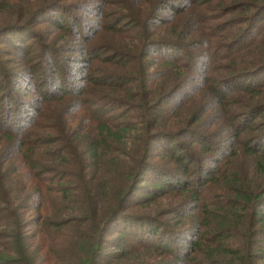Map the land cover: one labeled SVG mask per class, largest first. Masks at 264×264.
<instances>
[{"label":"trees","instance_id":"1","mask_svg":"<svg viewBox=\"0 0 264 264\" xmlns=\"http://www.w3.org/2000/svg\"><path fill=\"white\" fill-rule=\"evenodd\" d=\"M83 1L0 0V264H264V0Z\"/></svg>","mask_w":264,"mask_h":264},{"label":"rangeland","instance_id":"2","mask_svg":"<svg viewBox=\"0 0 264 264\" xmlns=\"http://www.w3.org/2000/svg\"><path fill=\"white\" fill-rule=\"evenodd\" d=\"M76 8H73L72 14L75 15V22L78 26V21H83L86 23H89V21H92L93 18L90 16L93 15L94 10H97V1L96 0H84L83 2H76ZM60 13L59 12H49L46 15H41V17L35 22L34 28L25 29L24 31H32V34H27L25 40H22L20 44L21 50L14 51L12 50L8 45V41H16L15 39H10L9 36L4 35L0 37V43H6L3 44L5 49H7L9 54L6 55H12L14 60H11L12 63L7 64L1 62L0 60V71H2L3 74L11 73V80L10 84L14 83V91L17 92L19 97L21 99H30L34 102V106L37 107V109H40L38 113H36L35 119L30 124V130L34 129L37 123L40 121V115L44 112L46 109L47 104L44 103V96L41 94H38L37 92L33 91V88L37 85L33 82V68L35 64L33 59L37 56H39L42 53V50L39 49V47L47 42V31L45 32L43 27L48 26L49 23L47 21L53 20V18L58 17ZM63 15L61 14V17ZM52 33V30L50 31ZM264 32V22L258 25L257 28V34L260 37L262 33ZM56 34H60L59 32H56ZM35 37V38H32ZM257 37V36H256ZM19 44V45H20ZM36 49V50H35ZM11 57V56H10ZM9 75V74H8ZM1 86V82H0ZM49 98V95H47ZM7 100V97L3 96L0 92V110L1 107L5 104ZM174 102H172L170 105H172ZM113 115H118V112H113ZM185 143V142H182ZM156 149H159L160 151H168L170 149V143L168 141H159L155 145ZM153 178L151 176H147L146 179V185L148 183L150 184L152 182ZM185 233V232H184Z\"/></svg>","mask_w":264,"mask_h":264}]
</instances>
